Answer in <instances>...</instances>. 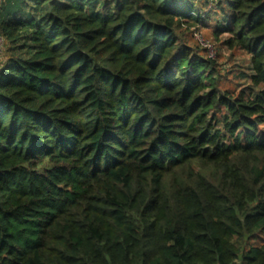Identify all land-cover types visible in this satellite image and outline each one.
<instances>
[{"label": "trees", "instance_id": "16d2710c", "mask_svg": "<svg viewBox=\"0 0 264 264\" xmlns=\"http://www.w3.org/2000/svg\"><path fill=\"white\" fill-rule=\"evenodd\" d=\"M0 40V264H264V0H2Z\"/></svg>", "mask_w": 264, "mask_h": 264}, {"label": "rangeland", "instance_id": "374dc122", "mask_svg": "<svg viewBox=\"0 0 264 264\" xmlns=\"http://www.w3.org/2000/svg\"><path fill=\"white\" fill-rule=\"evenodd\" d=\"M1 2L2 0H0V3ZM197 32L198 33L196 34L200 35L206 42H208L209 44L213 46L215 50L213 58H216L215 56L218 54L216 60L218 61V64L220 65V67L223 66V68L221 69H222V74L224 76L231 75V74H235L236 76L238 75L240 71L247 73L248 58L245 54L238 52V51L230 52L226 50L225 48L221 47L220 43L211 37L210 31L208 29H199L197 30ZM185 34H186V40L188 41V43L191 45H194V42L192 38L190 37V34L189 33H185ZM215 45L217 48L215 47ZM1 46H2V41L0 40V47ZM228 79L229 80H226V81L224 79L222 86L230 90L236 91V92L242 89L247 84V82L244 79H239V78H234V77H229Z\"/></svg>", "mask_w": 264, "mask_h": 264}, {"label": "built area", "instance_id": "2783aa9c", "mask_svg": "<svg viewBox=\"0 0 264 264\" xmlns=\"http://www.w3.org/2000/svg\"><path fill=\"white\" fill-rule=\"evenodd\" d=\"M195 40L197 41V43L207 49V52L209 54V57L213 58V55L215 53V50L213 48V46L211 44H209L208 42H206L200 35L195 34ZM0 52H1V47H0Z\"/></svg>", "mask_w": 264, "mask_h": 264}]
</instances>
